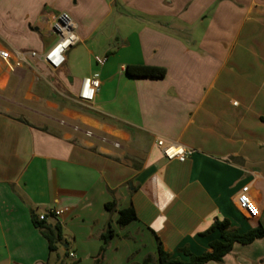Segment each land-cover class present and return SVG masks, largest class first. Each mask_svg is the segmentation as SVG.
Returning a JSON list of instances; mask_svg holds the SVG:
<instances>
[{
	"label": "crops",
	"instance_id": "0c3cea01",
	"mask_svg": "<svg viewBox=\"0 0 264 264\" xmlns=\"http://www.w3.org/2000/svg\"><path fill=\"white\" fill-rule=\"evenodd\" d=\"M59 12L80 43L53 70L30 54L58 41ZM1 50L27 58L14 72L0 58V264H66L33 222L51 210L64 211L45 223L61 225L72 264H96L103 247L101 264H157V238L187 260L183 249L200 255L220 239L201 236L217 219L264 227V0H0ZM141 65L166 75L126 74ZM95 73L101 87L83 105ZM159 139L195 153L170 161ZM246 185L256 219L238 208ZM130 207L137 220L120 227ZM208 264H264V238Z\"/></svg>",
	"mask_w": 264,
	"mask_h": 264
},
{
	"label": "built area",
	"instance_id": "2783aa9c",
	"mask_svg": "<svg viewBox=\"0 0 264 264\" xmlns=\"http://www.w3.org/2000/svg\"><path fill=\"white\" fill-rule=\"evenodd\" d=\"M51 33L58 38V41L52 45L43 55H38L36 52L30 54V56L38 58L40 57L44 63H46L51 69L59 70L67 61L68 52L77 47L80 43L79 36L77 34V23L72 16L66 12H59L52 16L50 23ZM0 58L5 61L10 71L14 72L16 69L21 68L26 62V55L19 54V56L12 61L11 54L6 50L0 51ZM95 60L98 65L103 66L107 61V57L97 56ZM101 87V76L99 73H95L90 77L85 78L79 89L78 100L83 105L92 104L97 97L99 89ZM237 105V103H234ZM88 137H94V133L91 130L86 131ZM157 147L162 151L165 158L170 161L177 160L181 163L186 162L195 153V150L184 147L178 143L168 142L164 139L157 141ZM116 147H120L119 143H115ZM239 210L249 219H256L260 217V208L256 202L250 196L249 185L244 186L238 197ZM64 213L62 210H51L47 214L37 216V220L46 221L48 218H56ZM71 258H74L73 253L70 254Z\"/></svg>",
	"mask_w": 264,
	"mask_h": 264
},
{
	"label": "trees",
	"instance_id": "16d2710c",
	"mask_svg": "<svg viewBox=\"0 0 264 264\" xmlns=\"http://www.w3.org/2000/svg\"><path fill=\"white\" fill-rule=\"evenodd\" d=\"M126 74L130 77L139 78H163L166 75V70L160 67L143 65L127 66ZM116 207L117 203L115 201L106 205V208L111 212L116 211ZM118 214L119 216L117 222L120 227H125L137 220V214L133 207L120 210ZM33 222L36 228L40 230L42 235L48 241L50 253H56L58 251V245L63 240V230L61 225H47L45 221H39L35 217L33 218ZM215 232L220 233V239L213 241L210 244L211 251L197 255L185 248L182 250V253L187 258V260L172 258V256L164 250L162 242L157 238V264H208L210 262L222 263L224 258L233 251L236 244L250 245L257 240L264 238V227L260 226L246 233H240L238 230H233L231 228V223L227 219L223 221L217 219L207 231L201 234V236H208ZM115 236L116 232L109 223L104 232L100 235V238L104 244L107 245ZM105 250V247L101 249L102 258L104 256ZM102 258L96 264H101ZM151 260V257H147L145 262L149 263Z\"/></svg>",
	"mask_w": 264,
	"mask_h": 264
},
{
	"label": "rangeland",
	"instance_id": "374dc122",
	"mask_svg": "<svg viewBox=\"0 0 264 264\" xmlns=\"http://www.w3.org/2000/svg\"><path fill=\"white\" fill-rule=\"evenodd\" d=\"M65 246H67V241H62L59 245H58V253H54L52 258L56 259L57 255L60 254L61 258L65 259V263L66 264H72V261L66 257V248ZM138 262H133L132 264H137ZM146 264H154L153 261H150L149 263Z\"/></svg>",
	"mask_w": 264,
	"mask_h": 264
}]
</instances>
